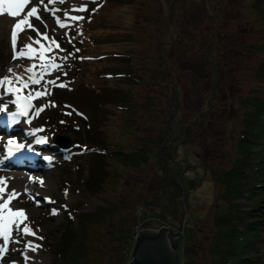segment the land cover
Segmentation results:
<instances>
[{"label":"rangeland","instance_id":"obj_1","mask_svg":"<svg viewBox=\"0 0 264 264\" xmlns=\"http://www.w3.org/2000/svg\"><path fill=\"white\" fill-rule=\"evenodd\" d=\"M85 1L59 3L57 0L49 4L44 0L41 4L40 0H29L20 16H7L4 26L0 25V77L9 76L14 81L12 86L19 87L14 76L22 74L27 80L32 74L26 69L35 65L34 73L43 77L40 84L30 85L20 93L33 92L34 95L35 91L45 88L50 93L39 98L34 96V115L30 119L16 115L14 122L12 114L16 104L12 101L16 94L0 88V108L6 106V110L0 111V180L5 182L6 190H10L32 180L24 176L27 171L39 176L35 194L28 193L25 199L19 195L10 201L15 211L22 209L26 213L27 219L20 228L27 226L35 235H22L13 225L8 251L0 255V264H51L57 234L68 217L70 226L75 229L80 211L110 206L111 201L104 194L87 191L83 183L101 175V162L110 158L105 149L113 139L122 136V146L126 147L140 140L142 135H153L161 130L160 119H165L167 101L160 86L167 78L166 73L175 83L170 118L173 128L164 133L165 140L171 143L166 146V166L159 153L127 166L118 178L116 191L109 196L117 204L107 226L88 237L90 251L97 264H105L114 260V246L120 243L112 237L111 228L123 225L134 235L140 227L171 225V221L165 220L172 218L171 215L161 218L156 213L161 200L157 191L164 183H172L181 191L184 182L181 173L185 177L201 176V180L187 189V201L179 206L176 214L181 212L189 222L196 221V234L204 237L211 227L209 204L218 186L210 179L209 171L230 164L235 137L244 129L245 121L253 119L251 108L246 111L245 95L251 94L257 99L264 96V0H88L94 2L89 21L84 17L90 7ZM45 5L48 11L44 10ZM33 6L38 7L40 20L29 18L33 28L24 25L22 31L18 30L16 52L24 49L27 53L29 44L36 51L13 59L12 27ZM53 8L60 11L53 14ZM81 8L85 10L80 11ZM71 16L84 19L73 21ZM57 19L68 27L60 28ZM36 30L60 44L63 51L52 46L51 51L45 52L46 59L57 57L60 68L47 72L40 68L44 63L39 58L41 45L48 48L49 41L38 36ZM35 39H39L40 44H36ZM65 56L68 58L63 59ZM10 67L13 73L8 72ZM128 74L135 79L139 100L152 102L137 108L139 126L122 135L121 125L117 124L121 122L120 116L131 114L133 110L121 108L122 104L114 102L118 98L114 84L125 83ZM49 80L66 87L49 85ZM5 97L7 99H3ZM39 108L43 111L37 112ZM253 122L254 127L260 128ZM181 123H184L182 132ZM19 131L26 136L20 138ZM54 132L68 133L74 142L68 147H59L51 139ZM245 132L250 135L246 129ZM90 133H96L94 140L85 137ZM262 134L264 136V129ZM261 143L264 144V137ZM17 146H28L46 157L44 162L47 160L51 165L43 163V166L15 169L18 164H4L7 153L19 148ZM256 147L252 143L249 149ZM178 156L188 161L185 168L180 167V161L179 165L174 162ZM11 170L20 177L12 178ZM178 170L182 171L178 173ZM240 199L246 203L245 199ZM131 201L137 203L135 211L129 208ZM140 201H143L141 207ZM144 205L156 212H143ZM173 205L175 208L174 203L171 208ZM257 212L261 239L256 241V252L264 258V196ZM122 217L132 223H123ZM15 233L19 234L17 246L12 240ZM3 243L0 238V245ZM29 243L40 247L32 251L26 247ZM35 255H40L42 260H37Z\"/></svg>","mask_w":264,"mask_h":264},{"label":"trees","instance_id":"obj_2","mask_svg":"<svg viewBox=\"0 0 264 264\" xmlns=\"http://www.w3.org/2000/svg\"><path fill=\"white\" fill-rule=\"evenodd\" d=\"M87 4L90 7L85 10L84 17L89 21L90 13L94 9V2L86 0L85 5ZM84 28L86 29L88 26ZM75 40L78 41V39ZM166 77L160 86V90L166 95L167 101L165 119H160L162 122L161 130L153 135H142L140 140H136L126 147L122 146V136L113 139L110 146L107 145L108 148L106 147L105 152L110 158L101 162L103 172L99 176H94V179L91 178L83 183V185L87 191L104 194L111 201L110 206H98L93 210L80 211L75 229L70 226L71 219L68 217L66 225L57 234L51 264H97L96 258L90 251V239L88 237L98 231L99 228L107 226L117 204L109 196L116 191L118 178L122 172L126 170L129 164L146 161L148 157H156L158 153L164 159L166 166V146L171 145V143L165 140L166 135L164 133H169L173 128L170 118L172 117V95L175 94L173 90L175 83L171 81L172 76H168L166 73ZM127 79L125 83L117 81V84H114L117 86L116 96L118 95L114 102L122 104L120 105L121 108L129 109L131 107L133 110L131 114L126 113L124 116H120L121 122L117 124L121 125L119 131L123 132L122 135L132 131L133 127L139 126L140 123L135 115L137 108L152 102L139 100L134 88V77L128 74ZM249 95L251 100H248ZM245 97L247 99L245 101L246 111L251 108L253 119H247L244 129H241L235 137L233 141L234 153L230 164L225 167L211 168L209 171L210 179L218 185L209 204L212 209L211 227L208 229L207 235L200 237L195 231L196 221L191 223L187 216L183 215L184 223L177 242V264H264V258H260L256 252V241L261 239L257 230L260 220L257 209L259 201L264 196V144L261 143L264 137L262 134L264 118H261L264 111V96L257 99L254 95L246 94ZM142 108L145 109V107ZM75 109L81 112V109L77 107ZM50 113L54 112L51 111ZM253 121L260 125V128L254 127ZM183 126L184 123H181V132ZM245 129L250 135L245 134ZM18 134L24 138L21 131ZM95 136L96 133L95 135L94 133L85 135L90 141L94 140ZM178 139L180 140V137ZM70 140L71 143L74 142L71 137ZM252 143L257 145L255 149H249ZM91 146L88 145V147ZM184 161L183 168L188 165V161ZM174 162L179 165L178 159H174ZM165 171L168 175L167 168ZM181 171L178 170V173ZM181 177L184 180L181 191H178L180 188L175 189L172 183H164L159 188L157 195L161 197V200L158 203L157 212L146 205L143 206L142 211L156 212L161 218H165L167 214L170 215L172 203L175 204V212L179 211V206L181 204L184 206L187 201V189L199 184L201 180V176L185 177L182 173ZM240 198L245 199L246 203ZM142 202L139 203L140 207ZM136 205V202L131 201L130 210L135 211ZM121 220L123 223L128 222L129 225L132 223V221H127L126 217H122ZM110 231L113 233L112 237L118 239L120 243L114 246L116 253L114 260L105 264H126L133 243V232L124 229L123 225L117 229L111 228ZM114 231H117V234H114ZM18 239L19 234L15 233L12 238L14 246H17L16 240Z\"/></svg>","mask_w":264,"mask_h":264},{"label":"snow or ice","instance_id":"obj_3","mask_svg":"<svg viewBox=\"0 0 264 264\" xmlns=\"http://www.w3.org/2000/svg\"><path fill=\"white\" fill-rule=\"evenodd\" d=\"M44 0H40V3L43 4ZM57 0H48L49 4H53L56 3ZM59 3H64V0H58ZM29 3V0H0V14H4L6 13L7 16L9 18H15L20 16L22 10L24 9L25 5H27ZM45 11H48V6L45 5ZM85 9L81 8L80 11H84ZM52 13L55 14L56 12L60 11L58 8H53ZM38 13V7L33 6L31 7V9L27 12V14L22 18L19 19L12 27L11 30V35H10V41H11V47L13 49V59H16L17 57H24L26 55H31L32 53H34L36 50L32 47L31 44L27 45V53L24 51V49H21L19 52H16V48H17V43H18V30H23L22 26L26 25L27 28L32 29L33 28V24L29 22V18L35 17L37 20H40ZM71 20L73 21H79L84 19L83 16H71L70 17ZM57 24L59 25L60 28H67L68 24L65 22H61L60 19H57ZM37 31V35L38 36H42L44 40H48L49 41V47L45 48L43 45H41V50L39 52V58L41 61H44V63H42L40 65V68L44 71L47 72L49 69H58L61 67L60 64L56 63V59L57 57L53 56L50 59H46L45 57V52L47 51H51L52 50V46H54L56 49H60V44L57 43L56 40L54 39H50L46 33H39L38 30ZM30 39H32L30 37ZM36 44H40V40L39 39H35L34 41ZM71 42V41H69ZM61 51H63V49H60ZM76 51H79V49H77ZM69 55H71V53H69ZM68 57L65 56L63 57V59H67ZM34 68L35 65H33L32 67H28L26 69L27 73H31L32 75H30L28 77L27 80H25L23 78V75H15L14 79H15V83L19 85V87H13V79L10 78L9 76H4V77H0V88H4V90L6 92L9 93H15L16 94V99L14 101H12V103L16 104L19 111L18 113H14L12 114L13 117L16 115H20V116H27L28 115V109L31 106V101L34 98V96L36 98L39 97H43L45 95H49V91L47 88H45L43 91H35L34 95L33 92H29L28 95L26 96H20L19 93L22 89H27L30 87V85H37L40 84L41 79L43 78L42 76L38 77L35 73H34ZM8 72L9 73H13V69L10 67L8 68ZM47 83L49 85H56L58 87H66L65 84L60 83V84H56V80H49L47 81ZM23 101V103H22ZM6 110V106L5 108H0V111H4ZM39 111H43L42 108L37 109V112ZM39 131V130H37ZM42 142V141H41ZM11 143V142H10ZM17 147H21V146H17ZM0 199H3V196L6 192V184L3 180H0ZM8 199L5 200L3 203H0V238L3 239V245H0V255H2L3 253H6L8 251V242L11 239L12 236V226L15 225L16 228L18 230H20L22 235H35V233L27 226H25L23 229L20 228L21 223H23L24 220L27 219L26 217V213L24 210H16L13 211L10 207H9V201L13 198H15L18 194L15 192V190H12L11 193H8ZM55 214V213H54ZM23 218V219H21ZM40 239H43V237H40ZM26 247H30L32 249V251H35L37 247H40L39 245H35L33 246L31 243H29L28 245H26ZM13 264H15V262H13Z\"/></svg>","mask_w":264,"mask_h":264},{"label":"water","instance_id":"obj_4","mask_svg":"<svg viewBox=\"0 0 264 264\" xmlns=\"http://www.w3.org/2000/svg\"><path fill=\"white\" fill-rule=\"evenodd\" d=\"M21 96L26 95L23 94ZM34 109L35 105L31 101L27 118L32 116ZM52 141L57 143L59 147H68L71 144L70 136L66 132H54L52 134ZM170 215L172 218L165 220L171 221V225L160 224L156 228H138L134 235L129 259L126 264H176V246L178 237L181 234L184 218L181 212L176 214L174 205L172 206Z\"/></svg>","mask_w":264,"mask_h":264},{"label":"bare ground","instance_id":"obj_5","mask_svg":"<svg viewBox=\"0 0 264 264\" xmlns=\"http://www.w3.org/2000/svg\"><path fill=\"white\" fill-rule=\"evenodd\" d=\"M6 19H7V14L6 13L1 14L0 15V25L4 26V23H5ZM15 118H16L15 116L12 117V121L16 122ZM41 144H43V143H41ZM27 147L28 146H22V147H19V148H15V149L10 150L7 153V155H6L3 163L5 164L7 162L6 165H15V164H18V165H16V167H13L15 169H19V166H21V168L22 167L31 168V167L36 166L38 164H40L42 166L44 164L47 165V166H50L51 165V164H49L50 162L47 161V160H45V162H44V159H46V157L38 155L36 152H34V150H32L30 148H27ZM41 159H42V161H40ZM34 160H37L38 163L36 161H34ZM42 166H41V169H42ZM13 170H11V171H13ZM49 172H51L50 169H49ZM15 176H19L20 177V175L19 174H16L15 172L11 174V177L12 178L15 177ZM24 176H26L27 178H30L31 177L32 180L31 181H26L25 183H23L24 185H18V187L14 188V189H10V190L8 189V190H6V192H5L4 196H3V199H0V203H3L5 200L8 199V195L7 194L8 193H11L12 190H15V192L18 194L16 197H18L19 195H22L24 199H25V196L28 193H30V194H32V193L35 194L36 193L37 186L39 184L38 183L39 176L37 174H35L34 172H32L31 170L30 171H27V173ZM24 199H23V201H24ZM11 200H13V199H11ZM10 201H9V207L13 211H15L16 208L14 209V206L10 205ZM36 201H38V200H35V202ZM35 258L37 260L38 259H41L42 260V257H40V255H35Z\"/></svg>","mask_w":264,"mask_h":264},{"label":"built area","instance_id":"obj_6","mask_svg":"<svg viewBox=\"0 0 264 264\" xmlns=\"http://www.w3.org/2000/svg\"><path fill=\"white\" fill-rule=\"evenodd\" d=\"M180 162H181V167H184V161H182V159L178 156V158H177ZM135 235V234H134ZM133 234H132V237L134 236Z\"/></svg>","mask_w":264,"mask_h":264}]
</instances>
